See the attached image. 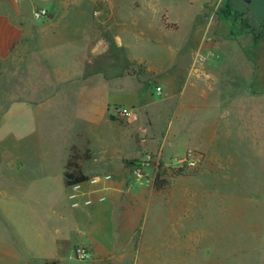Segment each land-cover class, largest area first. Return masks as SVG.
<instances>
[{
	"label": "crops",
	"instance_id": "0c3cea01",
	"mask_svg": "<svg viewBox=\"0 0 264 264\" xmlns=\"http://www.w3.org/2000/svg\"><path fill=\"white\" fill-rule=\"evenodd\" d=\"M188 150L212 184L238 182L242 154L264 155V0H0V210L45 200L46 222H90L94 259L127 255L112 231L137 232L155 201L177 224L170 181L159 192L135 182L133 161ZM69 161L101 178L72 215Z\"/></svg>",
	"mask_w": 264,
	"mask_h": 264
},
{
	"label": "rangeland",
	"instance_id": "374dc122",
	"mask_svg": "<svg viewBox=\"0 0 264 264\" xmlns=\"http://www.w3.org/2000/svg\"><path fill=\"white\" fill-rule=\"evenodd\" d=\"M245 155L249 158L241 160L246 172L234 183L200 179L201 159L196 166L165 170L177 224L175 217L169 222L162 201H155L137 232L119 237L112 231L116 252L123 248L120 243L129 241L127 255L120 257L77 258L76 248L93 240L89 221L81 219L74 226L62 213L51 212L53 220L46 222L40 212L45 200H13L12 216L0 210V264H43L56 255L60 264H264V155ZM68 201L64 196L66 213L80 211Z\"/></svg>",
	"mask_w": 264,
	"mask_h": 264
},
{
	"label": "built area",
	"instance_id": "2783aa9c",
	"mask_svg": "<svg viewBox=\"0 0 264 264\" xmlns=\"http://www.w3.org/2000/svg\"><path fill=\"white\" fill-rule=\"evenodd\" d=\"M49 11L45 8L38 9L34 12V17L36 19H42L47 17ZM100 11H96L95 15H100ZM158 95L162 94V88L158 87L156 89ZM114 113L119 115L124 121L132 123L136 120V111L132 108L120 106L114 109ZM201 156L193 150L186 152L184 156L175 158L172 162H165L163 159L162 152L156 153H144L142 156L138 157L132 163V176L135 182L147 185H153L158 174L168 168H185L196 166L200 161ZM113 176L107 174L103 177V180L110 181ZM101 182L100 177L89 178L88 181L75 184L69 187L68 199L72 208L90 207L94 204L92 198H83L85 194V185L97 186ZM99 202L106 201L105 196L98 198ZM75 256L77 258L85 261L90 260L92 253L90 250L84 246H78L75 251Z\"/></svg>",
	"mask_w": 264,
	"mask_h": 264
},
{
	"label": "trees",
	"instance_id": "16d2710c",
	"mask_svg": "<svg viewBox=\"0 0 264 264\" xmlns=\"http://www.w3.org/2000/svg\"><path fill=\"white\" fill-rule=\"evenodd\" d=\"M72 166L75 167L74 170L69 172V170L65 174V182L67 186H72L75 184L83 183L89 180L88 177H86L79 169H77V166H75L73 161H69L68 167L71 168ZM167 171H162L158 174L156 177L153 188L159 192L162 190H165L169 186V181L165 177L167 176ZM48 264H58L56 261L48 263Z\"/></svg>",
	"mask_w": 264,
	"mask_h": 264
}]
</instances>
